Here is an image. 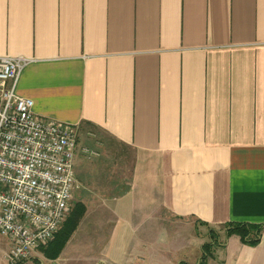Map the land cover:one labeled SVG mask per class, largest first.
<instances>
[{
    "label": "crops",
    "instance_id": "1",
    "mask_svg": "<svg viewBox=\"0 0 264 264\" xmlns=\"http://www.w3.org/2000/svg\"><path fill=\"white\" fill-rule=\"evenodd\" d=\"M0 57L31 60L36 116L130 150L128 183L75 155L71 206L110 228L90 264H264V0H0Z\"/></svg>",
    "mask_w": 264,
    "mask_h": 264
},
{
    "label": "built area",
    "instance_id": "2",
    "mask_svg": "<svg viewBox=\"0 0 264 264\" xmlns=\"http://www.w3.org/2000/svg\"><path fill=\"white\" fill-rule=\"evenodd\" d=\"M25 57H0V235L10 242L9 264L26 260L49 242L66 218L73 195L82 187L75 177L79 153L76 128L43 119L33 101L16 93Z\"/></svg>",
    "mask_w": 264,
    "mask_h": 264
},
{
    "label": "rangeland",
    "instance_id": "3",
    "mask_svg": "<svg viewBox=\"0 0 264 264\" xmlns=\"http://www.w3.org/2000/svg\"><path fill=\"white\" fill-rule=\"evenodd\" d=\"M78 134H79V139L77 141V149H79L80 147H86L89 149H94L99 154V156L96 157V159L95 158L87 159L85 157H82L79 152L78 158L80 160L84 159V162L88 163L89 165H94L97 160H103V165H106L109 169L108 173L106 174L109 178L117 179L118 177H121L122 175H124V178H123L124 182L126 183L129 182V175H130V169H131L130 150L125 149V148H119V147H108L107 145H105V143L103 144L101 141L86 137L84 133H78ZM104 186H106L107 189L110 187L108 183ZM99 198H102V197L98 196V197H93L92 199L97 200ZM75 203H77V200H74L72 203L73 206H70L66 218L64 219L61 226L59 227L60 229L65 223V221L67 220V218L70 216L72 208L74 207ZM91 213H92L91 216H87V218L82 220V222L80 221L82 217L79 219L78 224L79 222H81L80 227L78 228V230H76L77 228L75 229L76 233L74 235H73L74 232L70 235V237L68 238V241L66 242L64 247L61 249L59 255L54 260L46 258V255H45L46 251H44V249H47L49 245L51 244V242L55 240V236H57L56 234H58V232L55 233L54 237L49 242L40 246L37 250L31 253L28 259L20 261L17 264H77L80 261H85L90 264V262L97 261L100 255L97 257V255L95 254L100 253V250L102 247V244H100L101 238L103 236L107 238V236L109 235L110 228L100 227L99 225L101 224V221H99V225H95L93 223L94 213L93 212ZM181 228H180V232L184 236V239H186V237H188L191 233L193 234L194 232V230L192 231L191 229H187V227L181 226ZM165 230L167 231L163 232L161 228L159 229L147 228L145 229V232L149 236L148 239H160V238L163 239L162 237L164 236V233L165 235L166 233L172 234L171 227H168ZM216 230L219 232H223V236H224L225 230L223 229V227L218 228ZM199 231H201V229H199ZM201 233L202 232L197 233L198 239L205 240L204 238L206 235H202ZM71 236H72V239H70ZM166 239H169V238L166 237ZM41 248H44V249L41 250ZM209 248H213V247H209ZM9 252H10V242L8 241L6 237L0 235V264H9L7 260V255ZM203 253L205 255L208 254L207 251L206 253L205 252ZM174 255L175 256L181 255L179 257L182 258L184 253H181L180 251L179 252L176 251Z\"/></svg>",
    "mask_w": 264,
    "mask_h": 264
},
{
    "label": "trees",
    "instance_id": "4",
    "mask_svg": "<svg viewBox=\"0 0 264 264\" xmlns=\"http://www.w3.org/2000/svg\"><path fill=\"white\" fill-rule=\"evenodd\" d=\"M84 214V207L82 204H75L72 208L70 216L67 218L61 229L58 231L57 236H55V240L51 242L46 251V258L55 259L61 249L64 247L70 235L74 232V230L78 226L79 219ZM223 229L225 230V237L229 238L232 235H237L241 242L249 245H256L259 243L261 239V229L262 226L254 225V224H241V223H228L223 225ZM209 238L210 243L203 246V251L206 253L209 247H212L211 244H217L216 233L214 230H209Z\"/></svg>",
    "mask_w": 264,
    "mask_h": 264
}]
</instances>
